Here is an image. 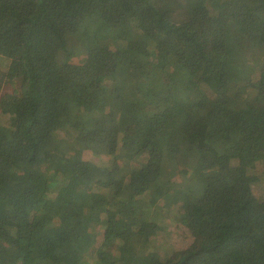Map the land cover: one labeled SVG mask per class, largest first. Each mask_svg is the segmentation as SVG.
Returning a JSON list of instances; mask_svg holds the SVG:
<instances>
[{
  "label": "trees",
  "instance_id": "trees-1",
  "mask_svg": "<svg viewBox=\"0 0 264 264\" xmlns=\"http://www.w3.org/2000/svg\"><path fill=\"white\" fill-rule=\"evenodd\" d=\"M0 59V264H264V0H0Z\"/></svg>",
  "mask_w": 264,
  "mask_h": 264
},
{
  "label": "rangeland",
  "instance_id": "rangeland-1",
  "mask_svg": "<svg viewBox=\"0 0 264 264\" xmlns=\"http://www.w3.org/2000/svg\"><path fill=\"white\" fill-rule=\"evenodd\" d=\"M0 68L4 69L6 68V63L0 59ZM221 96H223V93H221ZM89 152H87L85 155H88ZM91 158V157H86ZM100 163V161H98ZM105 162V161H104ZM169 232V231H168ZM167 235L166 238H164L163 243L167 245H171L172 251L170 252L171 256H173V259L180 255L181 252H184L188 249H190V246L192 244V236L189 233L187 229H185L183 226H181L177 231L173 232L171 235H169L167 232L165 233ZM166 257V256H164Z\"/></svg>",
  "mask_w": 264,
  "mask_h": 264
}]
</instances>
